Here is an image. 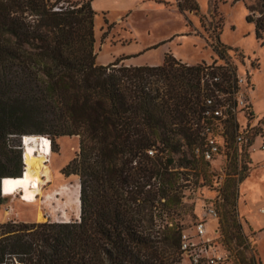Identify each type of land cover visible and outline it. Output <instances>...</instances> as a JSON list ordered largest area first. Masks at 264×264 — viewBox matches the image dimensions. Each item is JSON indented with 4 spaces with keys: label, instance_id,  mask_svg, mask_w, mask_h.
I'll list each match as a JSON object with an SVG mask.
<instances>
[{
    "label": "trees",
    "instance_id": "1",
    "mask_svg": "<svg viewBox=\"0 0 264 264\" xmlns=\"http://www.w3.org/2000/svg\"><path fill=\"white\" fill-rule=\"evenodd\" d=\"M177 1L180 12L198 14L195 0ZM238 2L261 40L264 0ZM94 16L86 0H0V181L23 174L24 135L52 146L78 137L79 153L61 174L78 177L80 200L77 220L0 223V264H180V181L202 172L200 159L181 148L198 138L211 86L226 93L235 74L226 70L220 83L201 85V73L213 78L216 68L170 55L157 67L122 59L97 65ZM212 48L220 59L230 50L218 36ZM173 155H180L176 162ZM233 191L220 222L224 243L241 246Z\"/></svg>",
    "mask_w": 264,
    "mask_h": 264
},
{
    "label": "rangeland",
    "instance_id": "2",
    "mask_svg": "<svg viewBox=\"0 0 264 264\" xmlns=\"http://www.w3.org/2000/svg\"><path fill=\"white\" fill-rule=\"evenodd\" d=\"M195 2L199 8L198 14L181 13L190 22L189 33L205 42L199 49L202 50V62L205 66L216 68L218 74L230 70L234 72L235 77L244 78L246 86H242L241 91L248 102V108L237 111L232 121L225 124L222 129L216 130L218 135L224 131L228 137L229 153L227 158H218L212 163L199 160L198 164L202 168L199 176H191L187 182L180 181V184L183 185L181 189L183 197L178 222L183 229L190 228L198 218L202 203L212 204L216 209L217 222L209 224L210 235L217 238V247L222 246L229 253V263L247 264V261L253 258L255 264H264V213L261 212L264 211V152L258 150L261 142L264 141V35L261 40L255 38L254 26L245 21L247 11L240 2L233 3L234 0H195ZM173 16L170 24L155 31L151 36L144 32L145 26H150L149 24L144 27L139 26V31L134 34L137 46L134 43L129 49L158 42L172 30L183 29L180 15L174 14ZM112 28L114 32L110 29L105 37L96 39L94 52L98 57V62L106 61L115 55L118 49H111L112 46L123 43V40L127 42L125 39L127 34L123 33L124 28ZM217 36L221 43L230 48L225 52L224 59H220L211 50ZM203 74L204 72L201 73V78ZM22 127L30 131L35 129L28 122H23ZM245 127L248 132L246 139L249 144L248 146H238L234 142L235 131L243 130ZM198 145V138L193 145L184 143L181 152L192 159L193 150ZM152 152L154 156L156 151L152 149ZM22 153L21 148V159ZM78 153V137L57 139L55 145L52 146V157L45 158L51 180L50 183L42 187L37 203L26 205L19 199L18 194L3 197L4 201L0 205V223L8 221L34 223L36 220L60 223L61 221L77 220L80 207H77L75 199L79 192V180L75 175L65 177L61 174V170ZM178 157L180 155H173L175 162ZM24 168L22 160L21 173ZM15 169L13 161L9 166L10 173H13ZM10 176L12 177L14 174ZM241 178L244 179L239 182ZM233 181L235 182L234 187H232ZM251 184L258 186L260 190L255 199L252 198L249 191ZM232 191L237 198V223L241 226L242 235L246 239L241 246H239L238 239H234L228 244L224 243L225 237L220 222L223 210L230 209V207H223L224 197ZM48 194L53 195L52 200L44 199V196ZM39 215L42 221H39ZM214 229L218 231L216 234L213 233ZM234 230L236 231L235 228ZM244 245H247L248 248L244 249Z\"/></svg>",
    "mask_w": 264,
    "mask_h": 264
},
{
    "label": "crops",
    "instance_id": "3",
    "mask_svg": "<svg viewBox=\"0 0 264 264\" xmlns=\"http://www.w3.org/2000/svg\"><path fill=\"white\" fill-rule=\"evenodd\" d=\"M90 2L91 9L95 13L94 39L105 37L109 30L116 28H124L123 33L127 34L123 43L117 46H110L118 49L114 56L110 59L98 62L96 55V64L106 66L118 59H122L121 63L125 66L141 67L150 66L157 67L164 63L165 57L170 55L176 61L187 66L203 65L201 59L202 39L189 33L190 22L178 9L177 0H86ZM173 13V14H172ZM191 13V12H188ZM174 14L180 15L183 25L181 30H172L158 42L141 46L132 50L129 49L137 42L134 34L139 31V26H145L144 32L151 36L164 26L172 22ZM192 14V13H191ZM97 23L98 26H97ZM114 32V30H113ZM112 38V37H110ZM137 46V44H136ZM183 47V48H181ZM201 47V48H200ZM212 52L217 55L213 48ZM153 56V57H152ZM155 56V57H154ZM248 191V190H247ZM249 191L252 198L255 199L259 195V187L251 184ZM249 219V218H248ZM252 221L251 219H249ZM38 222V220H36ZM62 222V221H61Z\"/></svg>",
    "mask_w": 264,
    "mask_h": 264
},
{
    "label": "built area",
    "instance_id": "4",
    "mask_svg": "<svg viewBox=\"0 0 264 264\" xmlns=\"http://www.w3.org/2000/svg\"><path fill=\"white\" fill-rule=\"evenodd\" d=\"M205 72H208V69ZM201 81L202 85L206 83L213 85L220 83L221 79L216 73L213 78L203 75ZM242 86H246V80L237 77L232 80L231 87L226 93L211 86V91L204 98L203 110L196 125L199 145L193 150L195 159L212 163L218 158H227L228 137L224 131L218 135L216 130L222 129L225 124L232 121L237 111L248 108V102L241 91ZM247 133L246 127L235 131L236 145L248 146ZM40 140L43 139L40 138ZM258 150L264 152V141L261 142ZM47 153L48 151L44 155L46 156ZM148 154L153 156L152 150ZM23 156L24 153H22V160ZM261 212L264 213V211ZM211 222H217L216 209L212 204L203 202L198 218L191 227L183 229L181 226L180 264H230L229 253L222 246L217 247V238L210 235ZM217 232V229H214L213 233Z\"/></svg>",
    "mask_w": 264,
    "mask_h": 264
},
{
    "label": "bare ground",
    "instance_id": "5",
    "mask_svg": "<svg viewBox=\"0 0 264 264\" xmlns=\"http://www.w3.org/2000/svg\"><path fill=\"white\" fill-rule=\"evenodd\" d=\"M43 139V140H40ZM24 153V171L20 177H5L1 181V194L3 197L19 195V199L26 205L37 203L41 195L42 187L50 183L51 175L47 163V157H52L51 141L43 136L24 135L21 140ZM45 157V152H47ZM46 158V159H45ZM52 194L44 196L46 200H52ZM75 203L80 207L79 192L76 194ZM39 221L41 216H38ZM67 222V221H63Z\"/></svg>",
    "mask_w": 264,
    "mask_h": 264
},
{
    "label": "water",
    "instance_id": "6",
    "mask_svg": "<svg viewBox=\"0 0 264 264\" xmlns=\"http://www.w3.org/2000/svg\"><path fill=\"white\" fill-rule=\"evenodd\" d=\"M21 140H23V138H22ZM2 179H3V178H2ZM2 179H1V181H2ZM1 181H0V190H1Z\"/></svg>",
    "mask_w": 264,
    "mask_h": 264
}]
</instances>
